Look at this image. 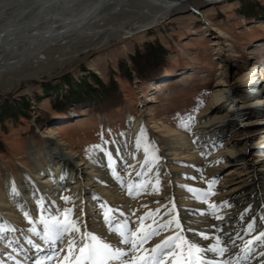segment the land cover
I'll return each instance as SVG.
<instances>
[{"label":"bare ground","instance_id":"obj_1","mask_svg":"<svg viewBox=\"0 0 264 264\" xmlns=\"http://www.w3.org/2000/svg\"><path fill=\"white\" fill-rule=\"evenodd\" d=\"M220 1L224 0H0V92L28 86L30 81L69 66L89 51L160 25L178 10ZM240 82L218 84L209 107L192 123L189 132L165 126L166 143L159 153L154 151L156 142L151 141L142 119H129L130 138L125 144L96 147L92 163L78 164L80 156L54 136L45 143V154L33 144L29 153L32 171L19 170V178L9 171L4 173L0 249L12 250L11 241L23 248L17 256L23 264H48L49 253H45L49 246L41 239L43 225L35 204L38 202L48 219L64 208L61 196L66 192L71 193L75 203V217L90 231L104 236L110 233L103 213L109 214L114 221L111 227L115 228L125 218L122 213L135 220L131 212L143 214V205L149 209L165 206V211L175 207L182 223L197 233L189 231L185 237L202 247L214 242L219 234L213 224L221 231L240 232L243 236L250 218L261 217L264 209V158L251 157L249 136L245 142H238L227 134L246 126L264 129V74L259 80L248 74ZM238 116H248L246 124ZM254 152L262 156L264 147ZM159 154L161 159L151 161ZM157 174L159 191L152 192ZM212 180L211 194L205 196ZM142 183L149 185V194H143V189L139 195L127 194L128 187ZM221 201L228 204L222 208L211 206ZM248 206L247 215H241ZM25 211L30 213L32 224L23 220ZM214 212L224 220L214 219ZM162 218L167 217H156ZM261 223L264 220L257 219V228ZM32 228L40 235H33ZM201 231L208 234L207 240L199 236ZM168 234L163 232L150 243ZM28 239L32 245L26 243ZM247 264H261L258 255Z\"/></svg>","mask_w":264,"mask_h":264},{"label":"rangeland","instance_id":"obj_2","mask_svg":"<svg viewBox=\"0 0 264 264\" xmlns=\"http://www.w3.org/2000/svg\"><path fill=\"white\" fill-rule=\"evenodd\" d=\"M263 70L264 0H224L178 10L160 25L89 51L28 86L0 92V195L5 171L15 178L21 169L32 171L33 144L45 154L54 136L80 156L78 164L92 163L96 147L125 144L129 119H142L159 153L165 126L189 132L218 84H240L248 74L259 80ZM77 90L82 94L71 97ZM238 119L246 124L248 116ZM261 128L240 127L227 135L238 142L249 136L251 157L263 159L254 152L264 147ZM62 196L70 197L64 208L75 217L71 193ZM35 210L41 221L45 213L38 202ZM6 249L0 254L11 251Z\"/></svg>","mask_w":264,"mask_h":264},{"label":"snow or ice","instance_id":"obj_3","mask_svg":"<svg viewBox=\"0 0 264 264\" xmlns=\"http://www.w3.org/2000/svg\"><path fill=\"white\" fill-rule=\"evenodd\" d=\"M191 119V117H189ZM195 143V141H194ZM155 183L151 184V191H159V176L154 177ZM215 181L208 183V191L205 196L211 194L212 185ZM140 189L143 194H149V185L140 184L126 189L129 196L139 195ZM61 200L68 202L69 196H61ZM171 203V202H170ZM227 201L214 202L211 206L223 207ZM143 214L135 216V220L127 218L128 214L122 213L125 217L115 228L111 227L114 221L108 213L102 214V219L106 225V231L110 236L90 231L88 226L78 217L72 215V209H57L56 214L45 219L41 217L43 234L41 239L49 246V254L46 256L48 264H247L253 256L258 255L261 264H264V223L257 228V219L264 220V209L261 217L255 216L247 222L243 230L234 234L221 231L215 235L214 242H210L206 247L198 245L185 237V233L191 231L196 235V231L186 227L179 215L176 214L175 207L165 206L158 209H149L147 205L142 206ZM42 211V208H41ZM113 211L109 209V212ZM250 206L246 207L241 215H247ZM27 222L32 224L30 213L25 211ZM166 215V219L157 220V216ZM216 220H224V217L213 213ZM2 231V230H0ZM33 235H40L35 228H32ZM167 232L163 239L150 243L153 237L160 236ZM199 236L207 240L208 234L201 231ZM115 240V242H113ZM239 241V245L237 244ZM28 245L33 241L28 239ZM11 251H6L0 255L6 257L0 260V264H23L17 256L23 252V248L12 245L9 241ZM34 247L39 250L40 245ZM235 250V251H233ZM206 253H211L209 257Z\"/></svg>","mask_w":264,"mask_h":264},{"label":"trees","instance_id":"obj_4","mask_svg":"<svg viewBox=\"0 0 264 264\" xmlns=\"http://www.w3.org/2000/svg\"><path fill=\"white\" fill-rule=\"evenodd\" d=\"M93 77H94V79L96 80L97 78L93 75ZM97 81V80H96ZM72 94V96L71 97H77V96H80L82 93L80 92V91H73V92H71Z\"/></svg>","mask_w":264,"mask_h":264}]
</instances>
